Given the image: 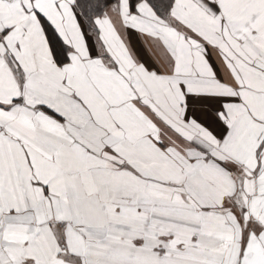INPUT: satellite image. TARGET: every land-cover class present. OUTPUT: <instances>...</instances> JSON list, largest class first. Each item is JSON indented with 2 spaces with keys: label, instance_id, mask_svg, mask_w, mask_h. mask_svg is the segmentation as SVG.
<instances>
[{
  "label": "snow or ice",
  "instance_id": "snow-or-ice-1",
  "mask_svg": "<svg viewBox=\"0 0 264 264\" xmlns=\"http://www.w3.org/2000/svg\"><path fill=\"white\" fill-rule=\"evenodd\" d=\"M0 264H264V0H0Z\"/></svg>",
  "mask_w": 264,
  "mask_h": 264
}]
</instances>
